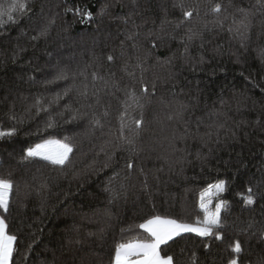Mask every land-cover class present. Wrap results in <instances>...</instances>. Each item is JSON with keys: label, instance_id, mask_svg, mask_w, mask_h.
<instances>
[{"label": "trees", "instance_id": "trees-1", "mask_svg": "<svg viewBox=\"0 0 264 264\" xmlns=\"http://www.w3.org/2000/svg\"><path fill=\"white\" fill-rule=\"evenodd\" d=\"M26 3L0 25L10 264H113L117 244L150 238L152 216L202 220L219 180L223 239L184 233L161 255L264 264V0ZM49 138L72 145L64 165L25 159ZM249 187L252 204L238 195Z\"/></svg>", "mask_w": 264, "mask_h": 264}, {"label": "snow or ice", "instance_id": "snow-or-ice-1", "mask_svg": "<svg viewBox=\"0 0 264 264\" xmlns=\"http://www.w3.org/2000/svg\"><path fill=\"white\" fill-rule=\"evenodd\" d=\"M26 8V0H11L10 3L0 4V25L8 22L14 23V13L23 12ZM219 10V5H216L213 9V11L217 12ZM184 15L185 17H190L192 13L186 11ZM84 16L90 19L91 13L85 12ZM43 34L42 32L41 35ZM108 59L112 60V57L109 56ZM57 78L62 79V74ZM143 91L147 92V87ZM94 123L98 124L99 121H94ZM135 124L139 128L142 125V121L137 120ZM15 133V128L0 130V138L13 136ZM52 144L57 146L56 151L50 150L49 145ZM72 151L73 147L69 143L45 141L43 144H37L35 147L28 148L25 159L40 157L54 165H64L69 158V153ZM128 167L132 168L133 165L129 163ZM12 187L11 180L0 177V210H3L5 213L9 209V196ZM225 188L226 182L219 180L214 184H209L201 192L199 206L204 213L202 220L198 217L194 223H185L176 219L160 216H152L145 220L139 225V228L145 230L150 238L117 244L113 264H174L173 256L161 255L160 246L185 232L195 233L200 237L215 235L217 240H222L223 236L220 233L214 232V229L221 227L220 213L223 208L227 207V203L222 200L219 201L215 204L214 210L209 205L214 197H218L220 193L225 191ZM238 195L241 196L246 204H252L254 202V193L250 187L246 189V193H238ZM16 242L17 236L9 232L5 217L0 216V264H10ZM205 247L207 248L208 245H205ZM230 248L234 253L241 252V244L239 241L233 242ZM192 259L195 262V254H193ZM228 264H238V260L233 258L228 261Z\"/></svg>", "mask_w": 264, "mask_h": 264}, {"label": "rangeland", "instance_id": "rangeland-1", "mask_svg": "<svg viewBox=\"0 0 264 264\" xmlns=\"http://www.w3.org/2000/svg\"><path fill=\"white\" fill-rule=\"evenodd\" d=\"M45 141H60V142H62V143H65L64 141H61V140H59V139H57V138H49V139H45V140H43V141H40V142H38V143H36V144H33V145L30 146V147H35V145H37V144H43ZM30 147H29V148H30ZM49 148H50V150H52V151H56V150H57V146H56L55 144L49 145ZM27 149H28V148H27ZM69 155H70V153H69ZM39 158H40V157H39ZM217 199H218V197H214V198L212 199L211 204L209 205L210 208H212L213 210H214L215 204L219 202V200H217ZM201 212H202V210H201ZM202 213H203V212H202ZM203 214H204V213H203ZM0 216H3V215L0 214ZM185 233H191V232H185ZM181 234H184V233H181ZM174 238H175V237H174Z\"/></svg>", "mask_w": 264, "mask_h": 264}]
</instances>
